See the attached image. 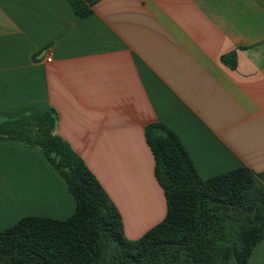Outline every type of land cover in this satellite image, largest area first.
Instances as JSON below:
<instances>
[{
    "label": "crops",
    "instance_id": "1",
    "mask_svg": "<svg viewBox=\"0 0 264 264\" xmlns=\"http://www.w3.org/2000/svg\"><path fill=\"white\" fill-rule=\"evenodd\" d=\"M0 0V123L52 109L138 240L167 215L146 129L161 124L203 179L264 174V0ZM48 58H52L48 62ZM76 201L38 148L0 138V232L65 220ZM248 264H264V239Z\"/></svg>",
    "mask_w": 264,
    "mask_h": 264
},
{
    "label": "trees",
    "instance_id": "2",
    "mask_svg": "<svg viewBox=\"0 0 264 264\" xmlns=\"http://www.w3.org/2000/svg\"><path fill=\"white\" fill-rule=\"evenodd\" d=\"M87 17L94 0H68ZM49 109L0 123V138L40 149L76 201L65 219L28 216L0 232V264H248L264 239V174L240 168L203 179L180 138L161 124L146 129L165 219L138 240L83 159L55 134Z\"/></svg>",
    "mask_w": 264,
    "mask_h": 264
},
{
    "label": "built area",
    "instance_id": "3",
    "mask_svg": "<svg viewBox=\"0 0 264 264\" xmlns=\"http://www.w3.org/2000/svg\"><path fill=\"white\" fill-rule=\"evenodd\" d=\"M52 61V58H48V62H51Z\"/></svg>",
    "mask_w": 264,
    "mask_h": 264
}]
</instances>
